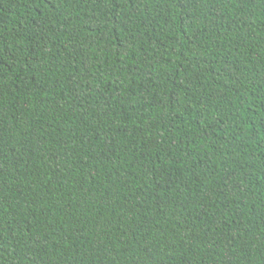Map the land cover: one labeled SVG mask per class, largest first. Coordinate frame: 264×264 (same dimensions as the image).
I'll list each match as a JSON object with an SVG mask.
<instances>
[{"label":"trees","instance_id":"1","mask_svg":"<svg viewBox=\"0 0 264 264\" xmlns=\"http://www.w3.org/2000/svg\"><path fill=\"white\" fill-rule=\"evenodd\" d=\"M0 264H264V0H0Z\"/></svg>","mask_w":264,"mask_h":264}]
</instances>
